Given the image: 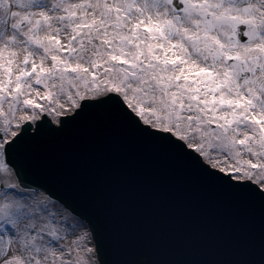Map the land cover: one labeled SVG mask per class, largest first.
<instances>
[{"label":"snow or ice","instance_id":"6c2138e0","mask_svg":"<svg viewBox=\"0 0 264 264\" xmlns=\"http://www.w3.org/2000/svg\"><path fill=\"white\" fill-rule=\"evenodd\" d=\"M93 124L264 213V0H0V264H130L32 178Z\"/></svg>","mask_w":264,"mask_h":264},{"label":"water","instance_id":"95a60500","mask_svg":"<svg viewBox=\"0 0 264 264\" xmlns=\"http://www.w3.org/2000/svg\"><path fill=\"white\" fill-rule=\"evenodd\" d=\"M47 180L100 226L105 252L130 264L261 259L264 213L115 125L70 130L45 150Z\"/></svg>","mask_w":264,"mask_h":264}]
</instances>
